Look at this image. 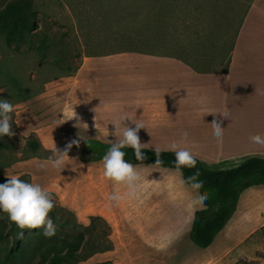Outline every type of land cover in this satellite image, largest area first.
<instances>
[{"label": "crops", "instance_id": "1", "mask_svg": "<svg viewBox=\"0 0 264 264\" xmlns=\"http://www.w3.org/2000/svg\"><path fill=\"white\" fill-rule=\"evenodd\" d=\"M175 3L170 1L164 10H184L172 7L178 5ZM204 56L200 52L138 50L85 57L71 78L60 122L68 120L71 133L79 135L82 146L87 140L109 144L115 140L114 125L118 129L123 124L134 127L132 122L140 121L144 124L138 133L142 149L172 152L169 145L182 142L195 158L210 166L264 155V144L250 140L257 134L264 137V0L250 3L224 64L209 63L208 69L193 62ZM225 110V117L216 113ZM75 114L84 124L74 127ZM213 115L224 128L220 138L210 125ZM73 164L74 172L58 171L56 181L62 185L61 178L68 176L71 198L64 204L84 224L90 223V217H100L111 225L113 248L92 256L102 262L220 264L264 227L263 212L253 214L249 204L243 207L250 191L245 190L226 226L209 247L200 249L188 236L195 213L205 206L192 205L193 190L181 183V171L151 163L134 164L144 183L134 198L117 205L108 195L125 188L104 178L101 160L79 159ZM56 190L66 201L67 186ZM82 197L86 205L83 213L76 205ZM252 218L257 222L244 231ZM240 231L242 236L233 241Z\"/></svg>", "mask_w": 264, "mask_h": 264}, {"label": "rangeland", "instance_id": "2", "mask_svg": "<svg viewBox=\"0 0 264 264\" xmlns=\"http://www.w3.org/2000/svg\"><path fill=\"white\" fill-rule=\"evenodd\" d=\"M9 1L0 0V8ZM170 1L34 0L35 34L19 49L8 45L0 35V98L15 105L11 125L14 135L0 138V143L5 144L0 149V183L16 175L39 183L51 193L54 208L49 216L55 218L57 235L63 236L68 230L62 224L68 218L71 224H78L75 233L103 242L106 248L110 241L113 246L111 225L102 219L95 221L99 229L85 230L83 226L90 223L84 224L76 212L64 204L71 198L68 176L61 178L62 185L56 181L58 171L74 172L76 164L73 163L79 161L83 150L82 139L71 133L68 120L63 124L60 121L64 118L62 104L66 103L71 78L77 74L84 58L138 50L188 52L189 55L200 52L204 58L193 62L203 63L210 69L209 63H225L238 25L253 0H174L178 5L172 7L184 10H164ZM128 83L127 79L124 85ZM72 139H78L79 146L74 145L69 151L71 160L66 162L67 167L54 170L46 165L54 144L63 149ZM34 142L38 144L37 151L33 150ZM59 186L61 190L67 186L64 202L56 190ZM262 190L264 185L246 190L249 192L242 205L245 208L249 204L253 214L263 212L264 220ZM76 205L82 213L86 211L83 197ZM256 222L252 218L244 231ZM101 230L102 235H97ZM12 232L17 235L23 232V237L24 232L32 233V230L18 228L8 220L7 213L0 212V264H39V258L27 261L17 253ZM241 234V231L235 234L233 241ZM29 244L27 241L26 249ZM240 246L220 264H264V227ZM79 264L112 262L92 257Z\"/></svg>", "mask_w": 264, "mask_h": 264}, {"label": "trees", "instance_id": "3", "mask_svg": "<svg viewBox=\"0 0 264 264\" xmlns=\"http://www.w3.org/2000/svg\"><path fill=\"white\" fill-rule=\"evenodd\" d=\"M34 7V0H11L0 8V35L5 38L8 45L13 44L16 49H19L22 43L35 34ZM33 144V150L37 151L38 144L35 142ZM4 147L5 144L0 143V149ZM109 147V144L87 140L80 154V160L83 162L101 160ZM123 150L126 153L125 159L133 164L151 163L166 168H177L173 152L158 151L157 157L156 152L142 149L145 159L138 161L131 148ZM156 159L162 163H155ZM195 159L194 167H181L180 171L184 179L197 173L202 181L200 190L208 192V199L204 201L205 207L195 213L189 234L196 246L207 248L236 212L241 194L251 187L264 185V155H247L237 160L222 161L215 166H209ZM90 220V224L83 228L85 230L90 228L93 230V227L99 229L95 221L102 219L91 217ZM62 224L68 229L66 233L63 236L55 234L51 238L43 236L42 229H31L32 233L24 232L23 237L18 236L17 232H12L17 253L24 256L27 261L39 258V264H79L113 247L111 241L106 248L103 242L99 243L94 239L85 238L82 233H75L78 224L76 222L71 224L68 218H65ZM104 232L103 235H105ZM99 233L102 235V230L98 231L97 235ZM109 236L110 233L106 234V237L109 238ZM27 241H30V244L26 249Z\"/></svg>", "mask_w": 264, "mask_h": 264}, {"label": "clouds", "instance_id": "4", "mask_svg": "<svg viewBox=\"0 0 264 264\" xmlns=\"http://www.w3.org/2000/svg\"><path fill=\"white\" fill-rule=\"evenodd\" d=\"M14 110L15 105L10 100L0 98V138L14 135L11 129ZM226 112L227 110L223 114L220 112L216 113H219L221 117H225ZM207 114L213 113L207 112ZM73 118L77 121L74 127L84 124L79 121L76 114ZM132 123L134 127L123 124L119 129L114 125L115 129L112 135L115 140H109L110 147L101 159L104 178L114 182L117 186L122 185L125 188L124 192L114 190L108 195V200L117 205L126 198H134L137 195V190L144 183V177H142L141 172L136 165L125 159L126 153L123 150L131 148L136 160L145 159L142 151L144 143L140 142L138 135L139 130L144 129V124L140 121ZM210 125L213 133L218 138L222 137L224 128L220 126V120L216 119L214 115ZM183 136L186 137L187 132H184ZM250 140L256 144H264V137L259 134L251 136ZM74 145L79 146L78 139H72L63 149H58L54 144L51 154L46 159V165L54 170H63L66 162L71 160L68 153ZM169 150L175 156L174 163L177 166V171H180L181 167L195 166L196 159L186 144L174 141L169 145ZM154 152H156L158 157V151L154 149ZM155 163L160 164L162 161L156 159ZM181 183H187L193 190L191 201L193 206H201L208 199V192L200 190L202 181L197 173L182 179ZM53 208L54 203L51 193L39 183L20 179L16 175L7 177L4 183H0V212L7 213L8 220L20 229H42V235L51 238L56 234V225L49 216ZM22 235L23 232L18 233V236Z\"/></svg>", "mask_w": 264, "mask_h": 264}, {"label": "bare ground", "instance_id": "5", "mask_svg": "<svg viewBox=\"0 0 264 264\" xmlns=\"http://www.w3.org/2000/svg\"><path fill=\"white\" fill-rule=\"evenodd\" d=\"M241 137V136H240Z\"/></svg>", "mask_w": 264, "mask_h": 264}]
</instances>
